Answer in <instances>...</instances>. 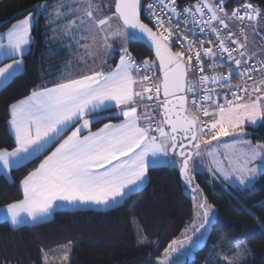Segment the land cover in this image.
<instances>
[{
  "label": "snow or ice",
  "instance_id": "obj_1",
  "mask_svg": "<svg viewBox=\"0 0 264 264\" xmlns=\"http://www.w3.org/2000/svg\"><path fill=\"white\" fill-rule=\"evenodd\" d=\"M102 2L109 7L107 15L95 0H72V3L60 0L53 6L56 19L69 15L73 19L57 31L67 33L77 43V33L83 32L79 38L90 39L92 43L81 47L93 58L96 53L92 47L98 38L99 46L107 50V58H112L119 50L121 55L115 68L108 72L92 69L74 76L69 72L52 87L33 91L11 106L10 124L16 146L11 151L0 149V169L4 171L24 165L45 151L66 129L77 125L20 182L22 199L8 204L3 210L5 221H10L13 226L44 221L54 208L118 203L117 198L123 197L126 189L131 190L143 182L150 164L153 167L174 164L176 154L182 159L181 175L191 183L189 164L194 156L201 154L202 144L209 146L210 141H219L221 137H242L246 135V122L255 125L257 121H264V78L256 80L251 75L258 69L248 63L255 54L246 51L248 34L245 27L239 28L242 40L234 38L232 31H222L228 29L229 20L239 21L241 25L247 20L256 32L261 12L251 3L242 6V13L236 8L229 15L223 7L225 0H219L218 4L214 0H197L195 5L186 6L182 12L177 11L175 0H167V3L156 0L162 10L168 9L169 20L173 16L178 19L176 25L166 27L164 20L149 5L145 13L155 20L157 32L141 21V0ZM49 7L47 2L34 6L29 16L0 34V55L17 57L30 50L33 15H43ZM205 12L208 14L206 19ZM180 17L185 25L191 23L193 27L180 33L181 40L174 41L173 28L179 29ZM197 29L201 34L207 30L215 39L189 40L188 33L195 36ZM141 37L154 48L156 61L145 59L137 64L126 48L113 49L110 43L115 39L123 42ZM184 41H187L186 46ZM173 42L180 43L182 50L172 51L170 45ZM205 42L210 46L204 47ZM197 43L200 48L194 46ZM206 62L210 68L227 66L228 73L204 74ZM258 63L259 71L264 72V60ZM22 64L21 59H14L13 63L0 67V78L7 80L22 69ZM104 66L102 63L101 69ZM195 68L201 75L198 80H189L188 74ZM154 69L162 74L156 83L149 75L141 74L142 70L151 73ZM234 75L244 81L235 91L231 86ZM249 81H252L251 85ZM217 87L226 89L223 103L215 95ZM113 108L119 110L118 115L123 117L121 122L104 123L98 130L91 131L94 122L111 120L117 115H99L111 112ZM153 109L160 116L155 128ZM201 114L211 119L204 120ZM84 131L87 135H82ZM224 148L231 172L240 184H246L257 174L258 166L253 163L264 159V145L233 139ZM208 154L213 155L212 152ZM196 207V217L203 221L195 228L197 235L188 237L187 241L173 240L164 249V258L159 264H168L167 258L178 246L188 243L190 247H196L204 239L202 230L209 223L211 206L201 202ZM138 243L146 245L149 242L139 240ZM62 259L67 262L69 253L65 252ZM224 259L228 264H236L235 259ZM44 264L50 262L45 259Z\"/></svg>",
  "mask_w": 264,
  "mask_h": 264
},
{
  "label": "trees",
  "instance_id": "obj_2",
  "mask_svg": "<svg viewBox=\"0 0 264 264\" xmlns=\"http://www.w3.org/2000/svg\"><path fill=\"white\" fill-rule=\"evenodd\" d=\"M55 1L0 0V32L30 14L34 6ZM189 1L193 0H178L181 4ZM244 2L264 8V0H225L224 6L230 10ZM32 35L31 48L22 56L23 71L0 88V149L15 147L7 126L9 105L60 81L65 52L48 41V27L42 15L36 17ZM114 47L126 48L138 61H154L149 49L138 40L119 41ZM171 48L177 51L172 45ZM120 55L117 50L108 60L111 67ZM102 122L94 123L92 128ZM247 131L252 143L264 145V122ZM44 155L11 169V181L0 174V207L22 199L19 183ZM193 178V186L201 189L205 202L215 208L216 217L192 259L177 250L173 252L182 255L179 264H228L225 257L235 259L236 264H264V171L244 189L223 186L206 172H196ZM194 220V201L178 168L151 166L146 185L110 209L56 210L48 220L15 228L0 221V264H44V253L62 246L70 249L66 264H159L164 249L173 240L194 236L195 229L185 234ZM139 240L149 243L142 245ZM237 249L244 253L242 258L236 255Z\"/></svg>",
  "mask_w": 264,
  "mask_h": 264
},
{
  "label": "crops",
  "instance_id": "obj_3",
  "mask_svg": "<svg viewBox=\"0 0 264 264\" xmlns=\"http://www.w3.org/2000/svg\"><path fill=\"white\" fill-rule=\"evenodd\" d=\"M59 2H60V0H57V1L53 2V3H50L49 4L50 7L46 11H48V12L52 11L54 9L53 6L56 5ZM95 2L100 4V7H101L102 0H95ZM49 15H51V14L47 13L48 18H49ZM27 16H29V14L26 15L25 17H27ZM36 17L37 16L33 15L32 29H33V25L35 23ZM24 18H22L20 20H23ZM48 18H47V21H48ZM72 19H73V17L71 15H69V16H67L64 19L57 20L56 17H55V14L53 13L52 23L50 25L46 23L47 24L46 26L48 27V33H49L48 41L50 43L54 44V45H57L60 49H62L65 52V61H64L63 66L61 67V75L60 76H62V75L63 76H67L68 74H62V72L69 71V70H72L71 73L74 76V75H76L78 73H81L83 71L92 70V69L103 70L104 72H108L111 69L115 68L116 64L119 63V58L116 61V63L111 67L109 65V63H108V60L110 58H107V56H106L107 50L104 49V48H102V50L99 52L97 47H95L93 45L92 51L96 53V56H95V58L89 56V54L85 50V48H83L81 46L86 44V43H92V42H91L90 39L89 40H84V39H80L79 38L80 36L84 35L83 32L77 33V39H78V43H77V42L73 41L69 37V35L67 33L61 32V31H57V29H63L64 25L67 24ZM20 20L14 22L7 30H5L3 32H0V34L6 33L9 29L12 28L13 25L17 24ZM249 28L247 27V29H246V32L248 34V47L251 48L249 51L253 52L255 54L254 55L255 57H263L264 58V44L259 39V33L261 31H263L264 28H262L260 31L255 33V35L252 34V32L248 33V29ZM31 36H32V41H31V45H32V42H33L32 30H31ZM115 42H116V39L110 41V43L112 44L113 49H116L114 47ZM31 45H30V48H31ZM122 49H123V47H122ZM28 51L29 50H26L25 54ZM97 52H99V53H97ZM81 58H83V59H81ZM14 59H21L22 60V56L6 57L4 55H0V67H3L5 64L13 63ZM102 63L105 66L101 69V64ZM23 68L24 67H23V64H22V69L20 71L15 72L12 76L22 72ZM12 76L10 78H8L7 80H5L3 78H0V88L5 83H7L12 78ZM52 86L53 85L45 86L43 88L52 87ZM43 88L37 89L35 91L41 90ZM29 95H31V93ZM29 95H27V96H25L23 98H20V99L14 101L13 103H11L9 105V119H8L7 124H8V130H9L11 136L13 137L14 141H15V134H14V130L12 129L11 124H10V121H11V106L13 104H16L19 101L27 98ZM112 113H117V115L114 116L111 120L101 119V120H103V122L101 123V125H99L95 129L92 128V125L94 123H97V122H94L91 125V131L94 132V131L98 130L100 127L103 126L104 123H109V122H111V123H120L121 120L123 119V117L118 115V113H119L118 109L113 108L111 110V112L105 111V112L99 113V115L101 117H108V116H111ZM206 118H207V120L211 119V117H206ZM262 122H264V121H257V123L255 125H249L246 122V124L244 126V132L246 133V135H244L242 137H237L235 135L234 136H230V137H221L219 139V141H210V145L209 146H205L204 144H202L201 145V154L198 155V156H194L192 161H190V164H189V169H190L189 176H190V178H191V176L194 177V174L196 172H206V173H208V175H209V177L211 179H213L214 181L218 182L219 184H222L223 186H232V187L238 188V189H244V188L250 187L251 184L253 183V181L256 180L258 174L260 172L264 171V159L257 160V161H255L253 163V166H258L257 174L254 177L250 178V180L248 182H246V184L242 185V184L239 183V180H238L237 176L235 175V173L231 172V166L229 164V160L225 157V148H224V146L228 145V144H231L233 142V139H242V140H246V141H250L251 142V140L248 137L247 129L248 128L254 129ZM76 126L77 125L74 124L71 127H69L68 129H66L65 132L63 133V135H61L58 139H56V141L54 143L50 144L47 147V149L42 152V153H45V155L42 158V160L40 161V163L44 160V158L46 156H48L52 151L55 150V148L59 145L60 142H62V140H64L68 135L71 134V132L74 130V128ZM82 135H87V131L82 132ZM206 139H208V137H206ZM251 144L252 145H256V144H261V143H259V142L252 143L251 142ZM9 151H11V150H9ZM209 152H212L213 155H209L208 154ZM203 153H204L203 157H204L205 168H202V166H200V163H199V160L202 159V154ZM171 155L172 154H170V157H171ZM230 155H232V154H230ZM175 161L176 162L174 164H169L168 166L176 167V168L179 169V167H180V159L175 156ZM149 167H151V164L149 165ZM13 168H15V167H13ZM13 168H11V169H13ZM10 170L4 171V170L0 169V174L4 175L8 179V181H11ZM34 170H32V171H34ZM146 183H147V173H146V176H145V178H144L142 183H140L136 187H133L131 190H127L126 189L125 190V195L123 197H118L117 198L118 203H112V204L107 205V206L106 205H96V204H85V205H79V206H65V207H60V208H54L52 214L56 210H75V209L107 210V209H110V208L120 204L125 197H127L128 195H130L133 192H136V191L140 190L141 188H143V186L146 185ZM19 187H20V190H21V193H22V187H21L20 183H19ZM6 206L0 207V221H5L4 216H3V210L6 208ZM52 214L46 220L50 219ZM7 222L9 223V225L12 228L20 226V225L13 226V225H11L10 221H7Z\"/></svg>",
  "mask_w": 264,
  "mask_h": 264
},
{
  "label": "built area",
  "instance_id": "obj_4",
  "mask_svg": "<svg viewBox=\"0 0 264 264\" xmlns=\"http://www.w3.org/2000/svg\"><path fill=\"white\" fill-rule=\"evenodd\" d=\"M165 2L167 3V0H165ZM215 3H219V1H214ZM197 3V0H193V1H189V2H183L182 4L178 2V0H175V7L177 9V11H180L182 12L183 9L186 7V6H192V5H195ZM149 5L152 6V10L161 17V19L164 20V23H165V26L168 27V26H171V25H176L178 23V19L176 17H172L171 20H169V15H168V9L167 8H164L162 10L161 6L156 3V0H145L143 2V5H142V8H141V18L144 19V21L154 30V31H157L158 32V29L156 27V23H155V20L154 19H149V17L146 15L145 13V9H147L149 7ZM225 11L227 13H229V15L232 13V11L236 8H240L241 9V13L244 11V9L242 7H234L230 10H227L226 7L223 5ZM207 12H205V19L207 18ZM228 24H229V27L228 29H223L222 31L223 32H227V31H232L233 33H235V37L234 38H239V39H243L241 36H240V33H239V28L240 27H245L247 25H249V21L245 20L243 25H241L239 23V21H231L229 20L228 21ZM193 25L191 23L185 25V23H183V17H180L179 18V29L177 30L176 28H173V32L175 33L174 37H173V40L174 41H177V40H181L182 37L180 36V33H185L186 32V29H190L192 28ZM188 39L189 40H197V39H212L214 40L215 37L214 35H210L207 33V30L205 31V33L201 34L199 33L198 29H197V33L195 36H193L192 34L188 33ZM259 39L262 43H264V32H261L260 33V36H259ZM184 44L185 46L187 45V41H184ZM172 46H174L176 48V50H182L181 49V45L180 43H176V42H173L171 44ZM170 45V46H171ZM196 48H200L201 45L200 44H195L194 45ZM204 47H208L210 45L207 44V42H205V44L203 45ZM247 53L251 54L247 49H246ZM237 58H240L239 55L237 54ZM260 60H264V58H261V57H255L253 56V58L251 60L248 61V63L250 65H253L255 67H257V71L254 72V73H251V75H253V77L256 79V80H259L261 78H264V72H260L259 71V61ZM136 63L137 64H140L142 61H138L136 60ZM214 72H219V73H223V74H227L228 73V67L227 66H223V67H216V68H210L207 66V62L205 63V67H204V74H209L211 75L212 73ZM190 76L192 78V80H198L199 76L201 75V72L198 68H195L194 70L190 71ZM142 75H149L152 82L153 83H156L157 82V76H158V73H157V70H153V72L151 73H148V72H144L142 70L141 72ZM244 84V81L239 79L237 76H233L232 77V81H231V86H232V90L235 91L236 90V87L237 85H243ZM249 85L252 84V81H249L248 82ZM209 87H214L212 85H209ZM225 92H226V89L223 88V87H217L215 89V95L218 99L219 102L223 103L224 102V95H225ZM229 99H231L232 97L229 96L228 97ZM246 98V97H245ZM189 99H191V96L189 97ZM153 115H154V119L152 121L153 123V127L155 128L157 125H158V120H157V114H155V110H151ZM201 118L204 119V120H207L206 117H203L202 114H201ZM153 135H156V134H153Z\"/></svg>",
  "mask_w": 264,
  "mask_h": 264
},
{
  "label": "rangeland",
  "instance_id": "obj_5",
  "mask_svg": "<svg viewBox=\"0 0 264 264\" xmlns=\"http://www.w3.org/2000/svg\"><path fill=\"white\" fill-rule=\"evenodd\" d=\"M66 3H72V0H65ZM247 2H244V4H241L240 6L242 7L243 5H245ZM44 4V3H42ZM39 5V4H38ZM101 9L103 11V13L105 15L109 14V7L106 6V3L102 2V5H101ZM257 9L260 10L261 12V15L260 17H258V25H257V29H256V32H253L252 28L250 26H248V33L252 32V34L255 35V33H257L258 31H260L262 28H264V8L263 7H257ZM113 10H114V7H113ZM47 13H50L51 15H49V18L47 16ZM53 13H54V9L52 11H45L44 14L42 15V18L44 19L45 23L47 24H51L49 23L48 21H52V16H53ZM47 18H48V21H47ZM98 18H99V14H98ZM47 21V22H46ZM46 24V25H47ZM120 40L119 39H116V42L118 43ZM115 42V43H116ZM33 43V42H32ZM100 44V41H99V38L97 39L96 43L94 44L95 47H97V49L99 50V52L102 50V47L99 46ZM248 51L251 49L248 47L247 45V48H246ZM97 52V53H99ZM251 54H253V52H251ZM120 57V56H119ZM263 58V57H262ZM155 61V60H154ZM69 72H72V70H69V71H64L62 72V74H69ZM189 76V80H192L191 76H190V73L188 74ZM191 107V105H190ZM160 120V119H159ZM8 122V121H7ZM8 126V124H7ZM263 145V144H262ZM204 153L202 154V159L199 160V163H200V166H202V168H205V164H204V157H203ZM40 163V162H39ZM38 163V165H39ZM38 165L36 166V168L38 167ZM35 168V169H36ZM191 178L193 179L194 181V178L191 176ZM191 179V180H192ZM255 181V180H254ZM253 181V183H254ZM252 183V184H253ZM251 184V185H252ZM191 197L194 201V214H195V220L190 223L188 226H187V229L185 230V234L194 230L196 227L199 226L200 223H202V218L201 219H198L196 217V212H197V207L196 205L201 203V199H200V196H199V193L198 192H191ZM207 203V202H206ZM208 204V203H207ZM211 206V212L209 214V223L206 225L205 229H203L202 231L205 232V236H204V239L201 241V243L196 246V247H190L188 243H184L180 246L177 247V251L184 254V256H186L189 260L193 258V252L194 250L201 246L206 237H207V234L209 232V229H210V226L211 224L213 223V221L215 220V217H216V211H215V208L211 205V204H208ZM195 231V230H194ZM197 235V233L194 234V236L192 237H195ZM188 239V238H187ZM187 239H185L184 241H187ZM65 252H68L69 253V257H70V249L68 250L66 247L62 246V247H57V248H54L53 250L49 251V252H45L44 255H43V262L45 259H47L50 264H66V262L63 261L62 257H63V254ZM236 255L238 256V258H242L244 256V253L242 252V250H239L237 249L236 250ZM163 257H161L159 259V261L161 259H163ZM182 255L179 254V253H170L169 257L167 258V261H168V264H179V262L181 261L182 259Z\"/></svg>",
  "mask_w": 264,
  "mask_h": 264
},
{
  "label": "water",
  "instance_id": "obj_6",
  "mask_svg": "<svg viewBox=\"0 0 264 264\" xmlns=\"http://www.w3.org/2000/svg\"><path fill=\"white\" fill-rule=\"evenodd\" d=\"M143 1H144V0H141V7H142V2H143ZM140 19H141V12H140ZM141 21H142L143 23H145L142 19H141ZM145 24H147V23H145ZM147 25H148V24H147ZM148 26H149V25H148ZM149 27H150V26H149ZM150 28H151V27H150ZM153 31H154V30H153ZM136 40L140 41L142 44H144V45L149 49V51L151 52V56H152V58L156 61L155 50H154V48H152V46L150 45L149 41H148L147 39L143 38V37H141L140 39H136ZM171 49H172V48H171ZM172 51H173V50H172ZM157 63H158V62H157ZM158 75H159V80H160L162 74H161L159 71H158ZM178 151H179V150H177V153H178ZM170 154H171V153H170ZM175 156H176L177 158L180 159V166H181V164H182V159L179 157L178 154H176ZM179 169H180V167H179ZM179 169H178L179 176H180L182 182H183L184 185H185V189H186V191H187V192H199V194H200V196H201V202H205V199H204V196H203V193H202L201 189H200L198 186H193V181H192V180H191V183H188V182L185 180V178L181 175ZM190 179H191V178H190ZM194 189H195V191H194ZM194 233H196V232H194ZM184 261H185V259H184Z\"/></svg>",
  "mask_w": 264,
  "mask_h": 264
}]
</instances>
